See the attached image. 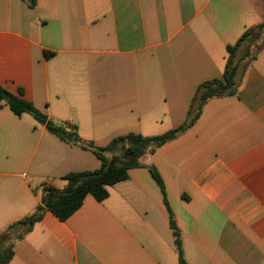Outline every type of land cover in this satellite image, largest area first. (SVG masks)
<instances>
[{
	"label": "crops",
	"instance_id": "0c3cea01",
	"mask_svg": "<svg viewBox=\"0 0 264 264\" xmlns=\"http://www.w3.org/2000/svg\"><path fill=\"white\" fill-rule=\"evenodd\" d=\"M262 22L264 0H0V86L72 137L0 105V232L43 187L99 168L73 134L104 147L179 127L227 47ZM236 81L105 199L87 195L65 221L44 211L8 264H178L170 218L186 264H264V47Z\"/></svg>",
	"mask_w": 264,
	"mask_h": 264
},
{
	"label": "trees",
	"instance_id": "16d2710c",
	"mask_svg": "<svg viewBox=\"0 0 264 264\" xmlns=\"http://www.w3.org/2000/svg\"><path fill=\"white\" fill-rule=\"evenodd\" d=\"M29 7H34L35 0H23ZM264 47V22L251 26L243 31L236 42L227 47L228 57L223 75L220 79H211L201 83L190 102L187 118L179 127L163 134L146 137L134 133L113 138L106 146L97 147L91 142L80 139L73 134L72 142L81 148L91 151L99 160L100 166L93 171L71 172L62 179L66 186L59 190L53 187H43L40 202L33 213L21 221L10 225L0 232V264H8L13 257V245L23 237L38 222L44 211L51 212L59 221H65L77 211L87 195L96 201H102L108 195L107 188L128 178V171L143 167L142 158L184 131L196 120L202 105L212 97L232 96L237 92L236 75L239 67L245 70L256 54ZM4 103L17 116L26 113L45 129L65 140L67 133L61 125L50 121L30 102L22 98V90L14 95L0 86V105ZM147 169L164 194L162 180L151 165ZM174 245L178 255V264H186L181 251L180 236L170 218Z\"/></svg>",
	"mask_w": 264,
	"mask_h": 264
},
{
	"label": "water",
	"instance_id": "95a60500",
	"mask_svg": "<svg viewBox=\"0 0 264 264\" xmlns=\"http://www.w3.org/2000/svg\"><path fill=\"white\" fill-rule=\"evenodd\" d=\"M65 139H66L67 141H70V140L72 139V137H71L70 135H66V136H65Z\"/></svg>",
	"mask_w": 264,
	"mask_h": 264
}]
</instances>
